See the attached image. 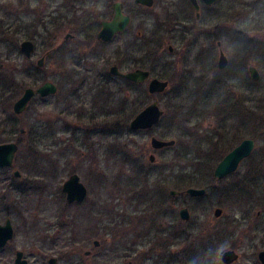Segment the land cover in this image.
Instances as JSON below:
<instances>
[{"label": "rangeland", "instance_id": "rangeland-1", "mask_svg": "<svg viewBox=\"0 0 264 264\" xmlns=\"http://www.w3.org/2000/svg\"><path fill=\"white\" fill-rule=\"evenodd\" d=\"M252 1L254 0H234L231 6V37L229 39L220 37V49L229 61L224 70H217L218 53L216 42L212 39L203 38L200 44L193 46L194 50H201L202 53L196 57L195 55L188 57L187 71L185 69L178 71L175 67H170L164 45L161 49L164 58L156 55L152 74L169 80V87L165 92L151 96L146 93L145 85L133 87L122 81H107L100 87L88 84L83 89L75 87L70 89L69 80L65 75L66 70L59 68L60 66L68 68V57L61 60L55 53L59 44L64 45L62 47L64 51L72 48L71 41L63 43L64 35L69 32L66 26H59L49 37L43 33L42 24L33 22L25 24L21 19H16L13 27L5 25V30L8 29L13 35L12 43L18 45L20 41L29 39L35 45V52L26 66L27 78L16 86L10 85L9 88L16 89L20 85L22 87L18 89L20 94L24 88L34 87L33 83H36L37 79L38 85L50 81L57 90L55 94L45 98L34 97L21 116L9 115L10 130L5 127L7 131L0 132V144L16 142L18 145L13 168H0V224L4 222L2 211L7 195L43 194V199L48 202L49 207L54 206L55 203L62 205L65 204V199L56 201L63 194L61 186L70 174L76 173L87 189V196L81 204L67 208V215L63 218L66 225H69L72 222V215L77 216V229L80 235H83L81 233L83 227L88 226L89 223L92 225L98 223L104 214L107 216V234L92 231L94 234L92 240H99L103 245L98 251L108 252L106 257L100 259V264L112 263L110 258L114 259L113 253L119 252L113 250L115 243L135 241L137 237L144 245L138 247L135 252V264H222L220 254L229 248H235L240 255L239 260L233 264H250L244 254L245 249L247 250L248 226L259 227L264 232V213H262L264 175L260 171L264 169V161L259 160L264 152V135H259L258 129L255 131L257 126L254 125L253 120H250L251 118H246L248 126H243L242 113L235 112L231 117H211L212 113L203 108L199 102H191L190 99L180 101V99L186 97L185 93H182L183 90L190 91L188 95L196 97L197 91L207 89L209 85L203 84V86V81L201 82L198 77L203 63L209 61L211 64L208 63V69L203 67L205 69L202 71L203 78H208L205 77V72L211 76V72L217 70L215 77L218 79L223 80L226 76H230L248 84L249 66H255L261 73V62L255 52V46L258 44L256 39L262 40L264 36L258 37L263 32L262 27H258L252 18V13L256 10ZM3 3V0H0L2 18L6 10ZM262 5L258 3L257 9ZM152 11L161 12L156 4ZM208 12L211 14L213 10ZM259 14L260 11L255 16L257 20ZM205 17L203 21L201 20L204 28H212L213 21L210 22ZM204 20L207 22L205 23ZM19 25L22 28H19ZM152 27L153 19H150L145 28ZM210 33L212 34V32H204V35L211 37ZM91 47L87 50L91 55L108 51ZM51 49L53 50L49 53ZM180 49L176 47L175 51L180 52ZM140 50L138 62L146 63L143 60L146 49ZM46 52L49 54L44 60L43 67L35 69L36 60ZM161 64L166 66L162 67ZM97 66L99 67L100 64ZM172 88H176L180 95H171ZM153 100H156L165 112L158 125L148 132H128L127 123L131 117ZM177 101H180L183 107H180ZM120 105L123 106V110ZM192 107L195 112L187 111ZM118 113H122L120 114L122 117L118 118L119 115H116ZM221 113L225 116L228 112ZM223 118L225 120L221 121ZM231 119L234 123L229 124L228 121ZM196 120L201 121L198 123ZM238 124L240 131H237ZM19 125L25 129L23 135L17 132ZM238 133L242 134L237 136ZM231 135L236 136V139L228 142L227 139ZM151 136L163 140L174 139L176 144L172 148L154 151L149 149ZM244 138L255 141L252 155L241 162L235 173L216 181L212 175L215 165ZM150 153L156 158L155 168L158 169L159 166L167 168L168 164H173L176 168L184 167V171L189 175L184 181L190 182L181 186L178 183L180 180L172 177L166 181L161 178L159 182L157 176L160 175H156L155 178L151 175L145 177L142 169L152 168L148 163ZM128 158L129 161L126 162ZM135 161H138L139 166H143L139 174L132 171L137 167ZM163 164L165 166L162 167ZM249 167H252L251 170ZM254 168L259 170L254 171ZM13 170L20 172L19 178L13 177ZM193 172L196 173L192 174ZM145 178H151L150 182H145ZM25 180H29V184L33 181L38 186L29 189L30 185L27 188L28 183ZM161 180L164 183L160 186L163 189L160 191V201L157 200L159 205L156 206L153 202L156 211L162 210L161 214L140 216L139 219H143L140 222L132 219L130 211L152 209L149 206L156 189L155 183H161ZM204 186H206L205 195L197 200L188 199L186 194L169 195L170 190L183 191L188 187L203 188ZM161 200L164 201L165 206L162 205ZM181 207H187L190 212V219L186 222L178 217V210ZM215 207L223 210L219 218L213 216ZM252 211H261V218H257L256 222L249 217L253 215ZM166 225L167 227L173 225L176 235L168 236L171 240L166 244L159 238L153 239L152 234L157 228L162 231ZM146 234L147 237L144 239L140 237ZM21 238L22 231L20 226H17L15 238L10 246H14ZM212 242L214 244L211 245Z\"/></svg>", "mask_w": 264, "mask_h": 264}, {"label": "flooded vegetation", "instance_id": "flooded-vegetation-1", "mask_svg": "<svg viewBox=\"0 0 264 264\" xmlns=\"http://www.w3.org/2000/svg\"><path fill=\"white\" fill-rule=\"evenodd\" d=\"M152 1L153 3L151 6H146L140 4L136 0H3V7L6 9L9 20L21 19V22L25 24L26 22L40 24L43 21H52L57 25L66 26L69 32L64 35L63 43L71 41L73 44L70 47L72 48L68 51H64L62 48L64 45L60 46L59 44L56 46L57 49L55 48V53L59 55V59L61 60L68 57V68L65 69L64 66H60L59 68H64L63 70H66L67 73L65 75L69 80L70 89L74 87L76 89H83L88 84L100 87L107 81H122L133 87L145 85L146 90L149 79L155 77V75L152 74V65L155 63L156 55L159 58H164V55H161V49L164 45L166 54L169 57V59H167L171 65L170 67H175L178 71L179 69H185L187 71L188 57L194 55L196 57V55L202 53L201 50H194L193 46L196 47L200 44L199 42H201L203 38L207 40L212 39L216 42L219 57L220 48L217 42H220L221 36L227 37L228 39L231 37L230 31L232 28L230 14L231 6L234 2V0H213L212 3L207 4L205 0H195L197 5L196 8L193 0ZM116 2L120 4L122 15L129 17V22L122 31L115 33L109 41H101L98 39L97 35L101 30L102 22H109L112 20L114 15L113 6ZM155 4L159 6L161 10L160 13L152 11ZM211 9L213 13L210 14L208 11ZM204 17L210 22L213 21L214 26L212 28H204L202 24ZM150 19H153V27L147 29L145 26ZM204 32H212V34L210 33L211 37L204 35ZM12 39L13 35L10 33L0 34V132L7 131L5 127L10 130L11 122L9 119H11V117H9V115L12 117L21 116L34 97L45 98L49 96L41 97L35 94L21 114H15L13 112L15 101L28 87L24 88L19 94L20 90L18 91V89L22 88L20 85L18 86L19 88L12 90L9 86L12 84L16 86L20 81L22 82L27 78L28 72L26 66L27 63H30L31 57L35 52V45L33 53L30 57H27L20 49L21 42L27 39L20 41L18 45L12 43ZM91 46L108 51H104L102 54L91 55V53L87 51ZM140 46L143 50L146 49L143 60L146 61L147 64L138 62V53L141 51L140 49H142ZM176 47L181 48L179 50L180 52L175 51ZM52 50L53 49H51L49 53H51ZM19 55L20 60L17 61ZM47 55L48 54L45 55V58ZM14 59L16 61H14ZM37 60L34 68L40 69V67H37ZM208 63L211 64V61ZM208 63H205V65L203 63L202 71L205 70L203 67L208 69ZM98 64H100L99 67L97 66ZM228 64L229 61L227 59V65ZM111 66H115L121 73L135 69H143L149 72V78L141 84L135 83L120 75L111 73ZM160 66L165 67L166 65L164 64L163 66L161 64ZM225 68L218 69L217 67V70L222 71ZM217 70H214L213 73L211 72V76L208 75V72H205V77H215L218 73ZM202 71H200V77H198L200 81L203 79ZM17 75H19V77H17ZM36 81V83H33V88L39 86L37 79ZM167 81L169 84V80ZM18 94L19 96H17ZM134 116H132L131 119ZM117 117H122V115ZM131 119L128 121L126 129L130 133H138L140 131L148 132L158 125L156 124L152 128L146 130H131L129 127ZM246 126H248V123ZM21 128L23 127L19 125L17 129L19 135L25 133L24 128V133H20ZM251 155L252 152L247 158L239 162L238 167L242 161L248 159ZM155 162L156 161H148L152 168H146L144 166L145 168L142 169V174H144L145 177L149 175H168L170 177L167 179L170 180L172 172L168 170V168H161L160 166L158 169L155 168ZM161 166L163 167L165 165L163 164ZM11 168H13V166L2 167V169ZM182 169V174L185 175L186 172L184 171V167ZM236 170L227 176L232 175ZM14 171L15 170L12 172L13 177L19 178L20 176L16 177L14 175ZM173 174H177V171H174ZM149 179L151 178H145L144 180L145 182H150ZM167 179H164V181ZM25 182L28 183L29 180H25ZM161 185L162 184H160V186ZM26 186L32 189L33 187L36 188L38 184L32 181L31 184L28 183ZM161 189L163 188L161 187L159 190L161 191ZM23 190H25V187ZM177 192L178 194L176 195H180V191ZM62 193L61 197L56 201H63V199H65V204L60 205V203H55L54 206L50 207L47 204L48 202L46 203V200L43 199V194L33 195L30 193H15L6 196L4 210L2 211L4 215V222L2 224L9 220L13 235L4 246L0 247V264H22L23 262L25 264H100V259L107 256L108 252L105 250L98 251L99 248L103 247L101 242L96 239L92 240V235H94L93 232L103 235L107 234V216L104 214L100 217L98 223L94 225L89 223L88 226L83 227L84 230L81 232L83 235L85 234L83 237L77 229V216L72 215V222H70L69 225H66L63 217L67 215V208H70L72 205L81 204L86 197L80 202L69 203L66 200L65 193L63 191ZM48 201L50 202V199H48ZM161 212L162 210L156 211L155 209L152 210L148 208V211H145V209L141 211L132 210L129 213L132 219L140 222L143 220L141 218L139 219L140 216H156V214L159 215ZM262 213H264V211H262ZM249 217L253 218L254 222H256L257 218H261V211L253 212V215L251 214ZM17 226L21 228L22 238L18 243H15L14 246H10V243H12L15 238ZM167 226L168 225H166L165 228H167ZM165 228L163 229L164 232ZM247 230H249L247 250L245 249L244 254L248 257V261L251 262L250 264H263L260 254L264 251V232L261 228L256 226L253 227L252 225H249ZM134 240L135 241L118 242L114 244L115 248L113 249L112 247V249L118 250L119 252L113 253L114 259L110 258L112 261L111 264H135V252L138 250V247L144 244L139 241L138 237ZM95 241H97V243H95ZM229 250H233L237 254L236 261L231 264L236 263L240 258L239 253L235 248H229ZM138 257L137 260L139 259Z\"/></svg>", "mask_w": 264, "mask_h": 264}, {"label": "water", "instance_id": "water-1", "mask_svg": "<svg viewBox=\"0 0 264 264\" xmlns=\"http://www.w3.org/2000/svg\"><path fill=\"white\" fill-rule=\"evenodd\" d=\"M140 4L151 6L152 0H136ZM195 3V0H193ZM207 4L213 2V0H205ZM196 5V3H195ZM197 8V5H196ZM114 15L111 21L102 22V27L97 37L101 41H109L113 35L117 32L122 31L129 22V17L122 15L120 4L116 2L113 6ZM220 42L217 45L220 48ZM21 51L25 56L30 57L34 51V43L31 40H24L20 45ZM48 52L45 53V55ZM45 55L37 60V66L43 67ZM227 65V58L223 51L220 49L219 57L217 60L218 69H223ZM110 72L116 75H120L123 78L135 82L143 83L149 78V72L143 69H135L125 73H121L115 66H111ZM248 74L251 81H258L260 78L259 71L255 66L248 67ZM168 89V81L162 80L157 77H152L147 83V91L149 94H160ZM56 92V86L50 82L45 81L36 88L28 87L24 90L22 95L15 101L13 105V112L15 114H21L31 98L37 94L41 97L52 95ZM163 110L159 107L156 100L151 101L143 109H141L129 122L131 130H146L155 126L161 119ZM20 133H24V129H20ZM175 144V140H163L155 136L150 137L149 147L154 150L170 147ZM18 145L16 142H7L0 144V168L12 167L14 162L15 153ZM254 148V140L251 138H245L241 140L233 149H231L215 166L213 176L216 180L223 179L228 174L234 172L241 160L247 158ZM150 162L155 161L153 154L148 155ZM16 177L20 176L18 170L14 171ZM62 191L66 195L67 202H80L87 195V189L85 185L80 181L79 176L76 173H72L62 184ZM204 188L188 187L185 189V193L191 197H200L205 194ZM170 195L174 196L178 194L177 191L171 190ZM223 210L220 207H215L213 210V216L218 218L222 215ZM180 220L186 221L190 217V213L187 207H181L178 211ZM13 230L9 220L4 224H0V247L4 246L5 243L12 238ZM97 243V241H95ZM260 258L264 264V251L260 254ZM237 254L233 250H225L220 255V260L223 264H231L236 261ZM22 264H25L24 262Z\"/></svg>", "mask_w": 264, "mask_h": 264}, {"label": "trees", "instance_id": "trees-1", "mask_svg": "<svg viewBox=\"0 0 264 264\" xmlns=\"http://www.w3.org/2000/svg\"><path fill=\"white\" fill-rule=\"evenodd\" d=\"M258 3H262L263 5L257 9ZM252 4L256 9L255 11H253L254 13H252V18H253V20H255L258 27H262L261 29H262L263 33H261V35L258 36L259 38H261L262 36H264V0H254V1H252ZM259 11L261 12V14L258 15L259 20H257L255 16L258 14ZM3 13H4V18L0 17V32H1L0 34H8L9 30L8 29L5 30L6 29L5 25L8 24L7 25L8 27L9 26L13 27L16 20H13V19L9 20L6 10H4ZM40 24H42V28L44 29V30H42L43 33L49 37H51L53 35L54 30H56L59 26H61V25L55 24L52 21L51 22L43 21V23H40ZM19 28H22V27L19 25ZM256 40L258 41V44H256V46L254 45L256 47L255 52H257L256 54L258 55V58L261 62V64H260L261 73H259L260 78L258 81H251L250 78L248 77L249 82L247 84V83L239 82L235 78L230 77V76H226V78H224L223 80L215 78V77H210V78H206V79L203 78L202 79L203 82L201 81L202 85L203 84L209 85L207 87V89H204V90L200 89L202 91H197L195 93L196 97L188 95L190 91L183 90L182 93H185L186 97L180 99V101L185 100V99H190L191 102L192 101H195L197 103L199 102L203 108L207 109L209 112L212 113L211 114L212 116L210 115L211 117H214V116L215 117H221V116L222 117H229V116L231 117V116H234L233 114H235V112L238 114L242 113V115L244 116V122H242L243 123L242 125L246 126L247 122L245 121V119L251 118L250 120H253L254 125L257 126V128H255V131H257L256 129H258V131H257L258 134L261 136L264 135V39H262V40L256 39ZM204 65H205V63H204ZM204 81H206V83ZM205 91H207V93H205ZM170 94L173 96L174 95H180V92L176 91V88H172ZM197 95H199V96H197ZM180 101H177V104L180 107H183L182 103H179ZM120 108H121V110H123L122 105H120ZM187 111H190L191 113L195 112L194 107H192L191 110H187ZM196 112H198V110H196ZM221 112H228L227 113L228 115L226 114L225 116H223ZM213 113H215V114H213ZM120 114H122V113H118L116 115H120ZM224 120H225L224 118L221 119V121H224ZM196 121L199 123L201 120H196ZM228 123L230 124V123H234V122H232V119H231L228 121ZM223 127H225V126H222V128ZM237 131H240L239 124H238ZM240 135L238 133L237 136H240ZM204 138H207V137H204ZM235 139H236V136L231 135V137L229 139H227V141L231 142L232 140H235ZM169 148H172V147H169ZM211 156H212V154L210 155V157ZM129 158H130V156H129ZM129 158L127 159L126 162L129 161ZM259 160H261L262 162L264 161V152H263L262 156L259 158ZM137 162L138 161H135V163L137 165V167H135L136 169L132 170L133 173H135V174H139V171L142 168V166H139V164ZM205 162H207V160ZM206 165H208V164H206ZM167 168H168V170H170L172 172V174H171L172 178L180 180L178 183L181 186H184V185L188 184V182H190V181H184V180L188 179L189 175H187V173L185 175L182 174V170H183L182 168L183 167L177 166V168H176L175 165L170 164ZM251 168H250V170H251ZM259 168H260V166H259ZM259 168H254V171L259 170ZM175 170L177 171V174L174 175L173 173ZM248 171H249V169H248ZM260 171L264 175V172H263L264 169H262ZM195 173L193 172L192 174H195ZM155 176H154V178H155ZM168 177H170V176L160 175V176H157V179L159 182L161 178L167 179ZM244 181H245V179H243L242 182H244ZM158 182L155 183L156 189H154L152 199L150 202V206H149L152 209H155V207L153 206V202L155 203L156 206L159 205L157 200L160 201V196H159L160 195V190H159L160 184L164 183L163 181L161 183H158ZM185 182H187V183H185ZM205 187L206 186H204L203 188H205ZM183 191H180V195L184 194ZM200 198H203V197L192 198V197L188 196V199H191V200H193V199L197 200ZM161 202H162V200H161ZM162 203H163L162 205L165 206L164 201ZM170 228H173V229L170 230ZM175 232H176V229L173 225L167 227V230L165 228V232L163 230L160 231V229L157 228L156 232H154V234H152V238L155 240H157L159 238L160 241H162L166 244L167 241L171 240L168 236L174 237L176 235ZM163 234H164V236H163ZM140 237L144 239L145 237H147V234L142 235ZM212 244H214V242H212L211 245ZM186 245H187V243H186Z\"/></svg>", "mask_w": 264, "mask_h": 264}]
</instances>
